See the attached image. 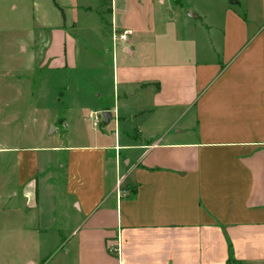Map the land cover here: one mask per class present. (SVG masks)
Returning a JSON list of instances; mask_svg holds the SVG:
<instances>
[{
	"label": "crops",
	"instance_id": "0c3cea01",
	"mask_svg": "<svg viewBox=\"0 0 264 264\" xmlns=\"http://www.w3.org/2000/svg\"><path fill=\"white\" fill-rule=\"evenodd\" d=\"M182 1L151 25L128 21V0H59L56 23L38 14L55 27L48 54L70 39L74 66L101 74L111 54L114 102L121 84L142 101L141 142L116 130L114 142L22 144L5 98L0 264H264V0ZM99 105L117 126V105Z\"/></svg>",
	"mask_w": 264,
	"mask_h": 264
},
{
	"label": "rangeland",
	"instance_id": "374dc122",
	"mask_svg": "<svg viewBox=\"0 0 264 264\" xmlns=\"http://www.w3.org/2000/svg\"><path fill=\"white\" fill-rule=\"evenodd\" d=\"M178 1L166 0V4L160 5L153 0H128V21L133 25H151L159 9L168 21L172 10L186 12V2L182 1L185 6L180 8ZM54 2L59 0H0V103L7 98L5 111L11 115L13 132L31 136V139L19 143L66 147L93 143L97 133L114 142L116 130L127 141L141 142L136 129L138 119L135 109L142 101L139 95L130 96L125 92V86L121 84L119 100L114 102V62L111 54L102 74V69L93 66H74L76 54L73 56L71 52L66 55L70 39L65 42L66 39L61 37V59L53 51L48 54L55 27L43 30L35 21H38L39 14V23L49 18L56 23L61 15L55 20L49 12ZM166 38L163 37V41H168ZM31 42L36 50L23 52L20 44ZM80 45L82 51L93 49L89 43ZM162 47L169 52V41ZM120 51L123 52L122 48ZM118 64L120 61L116 66ZM61 65L67 66V69ZM92 95H99L96 105L90 101ZM99 104L117 105L120 109L117 126L113 118L106 128L102 127L104 120L100 126L93 125L90 114L95 110L102 111L95 109ZM63 154L61 152V158ZM122 188L126 189L124 185Z\"/></svg>",
	"mask_w": 264,
	"mask_h": 264
},
{
	"label": "built area",
	"instance_id": "2783aa9c",
	"mask_svg": "<svg viewBox=\"0 0 264 264\" xmlns=\"http://www.w3.org/2000/svg\"><path fill=\"white\" fill-rule=\"evenodd\" d=\"M132 34L131 30H125L122 32H116L113 36V45H117L119 43H127L129 41L130 35ZM115 119L117 118V110L114 112ZM92 119V123L94 126H99L101 122L104 120V111L100 112H92L90 114ZM108 251L111 254L119 255L121 252V245L120 243H109L108 244Z\"/></svg>",
	"mask_w": 264,
	"mask_h": 264
},
{
	"label": "water",
	"instance_id": "95a60500",
	"mask_svg": "<svg viewBox=\"0 0 264 264\" xmlns=\"http://www.w3.org/2000/svg\"><path fill=\"white\" fill-rule=\"evenodd\" d=\"M113 117V113L111 110H105L104 111V126H107Z\"/></svg>",
	"mask_w": 264,
	"mask_h": 264
}]
</instances>
